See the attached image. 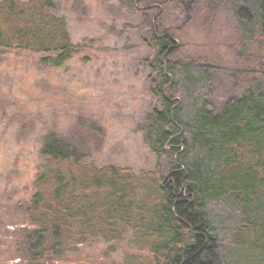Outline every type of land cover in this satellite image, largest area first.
<instances>
[{
	"label": "trees",
	"instance_id": "obj_1",
	"mask_svg": "<svg viewBox=\"0 0 264 264\" xmlns=\"http://www.w3.org/2000/svg\"><path fill=\"white\" fill-rule=\"evenodd\" d=\"M236 1L241 42L261 56L264 0ZM135 4L118 0L127 12ZM150 45L159 107L135 131L155 167L136 174L85 163L73 144L46 134L16 234L21 264H53L95 243L124 251L123 264H264V61L243 95L215 111L210 66L174 60L166 32ZM16 51L54 70L78 54L52 0H0V56Z\"/></svg>",
	"mask_w": 264,
	"mask_h": 264
},
{
	"label": "rangeland",
	"instance_id": "obj_2",
	"mask_svg": "<svg viewBox=\"0 0 264 264\" xmlns=\"http://www.w3.org/2000/svg\"><path fill=\"white\" fill-rule=\"evenodd\" d=\"M52 2L78 54L58 70L40 66L32 53L0 56V264H21L16 234L24 226L46 134L73 144L85 163L136 174L155 167L135 131L159 107L151 93L152 33L171 36L174 60L210 66L215 111L243 95L264 61V52L258 56L254 46L241 42L236 0H136L132 12L119 8L118 0ZM168 165L161 159L162 169ZM108 250L99 243L82 245L53 264H123L124 251Z\"/></svg>",
	"mask_w": 264,
	"mask_h": 264
}]
</instances>
